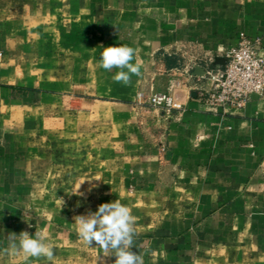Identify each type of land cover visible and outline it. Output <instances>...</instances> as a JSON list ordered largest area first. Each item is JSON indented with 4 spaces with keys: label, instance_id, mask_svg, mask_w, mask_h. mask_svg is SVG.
I'll list each match as a JSON object with an SVG mask.
<instances>
[{
    "label": "crops",
    "instance_id": "crops-1",
    "mask_svg": "<svg viewBox=\"0 0 264 264\" xmlns=\"http://www.w3.org/2000/svg\"><path fill=\"white\" fill-rule=\"evenodd\" d=\"M49 16L101 45L79 55L76 86L102 97L106 122L72 133L66 161L57 128L55 165L41 134V185L52 180L56 187L43 190L44 202L33 208L35 135L25 128L18 139L15 113L23 108L25 121L42 99L35 88L0 82V264L14 257L4 251L10 233H61L78 249L74 217L115 200L135 217L132 251L144 264H264V99L253 95L244 108L209 111L198 97L206 83L197 67L193 76L184 71L196 62L202 68L210 55L223 65V51L236 47L242 33L260 38L264 48V0H0V51L17 38L19 25ZM118 45L133 47L141 64L129 86L113 81L115 69L99 67L102 47ZM178 80L183 87L175 95L185 106L179 118L146 104ZM64 200H71L69 225L58 203ZM88 248L98 264H114L95 242Z\"/></svg>",
    "mask_w": 264,
    "mask_h": 264
},
{
    "label": "rangeland",
    "instance_id": "rangeland-1",
    "mask_svg": "<svg viewBox=\"0 0 264 264\" xmlns=\"http://www.w3.org/2000/svg\"><path fill=\"white\" fill-rule=\"evenodd\" d=\"M18 31L16 39L5 41L4 56L0 60V82H12L35 88L42 99V104L38 102L30 112L27 110L26 116L30 118L27 117L25 121L23 120V108L16 109L15 113L19 131L18 139H23L21 134L25 128L32 130V134L35 135L31 153V158L37 161L31 201V206L34 208L44 202L40 198L45 194L43 190L46 189L47 192L53 193L56 187L52 180H49L50 187L46 183L41 185L42 176L39 167L43 164L40 162L41 134L47 137L41 138L44 139V146L51 144L49 150L54 157L48 162L55 165L57 141H55L54 134L57 128L60 130L63 128L64 139H60L59 150L63 149L60 157L63 155L62 161H66L71 158V149L65 144L71 140L72 133L101 127L106 122L101 114L104 108L103 103L100 101L101 104H98V100H102V97L94 96V89L90 92L87 87L76 86L80 80L79 55L86 54L88 49L101 45L97 40L81 38V32L79 34L77 26L65 21L59 22L56 16H49L48 22L21 24ZM96 91L98 92V89ZM94 103L97 105L94 106ZM93 110H99L100 114L90 116L88 113H93ZM54 172L51 171L49 175L53 176ZM66 188L65 186L64 191ZM48 201L55 202L54 200ZM63 202V224L69 225L72 217L67 214V210L72 209L71 200ZM47 242L53 246L54 257L51 261L43 257L19 255L14 256L8 264H98V255L93 253V249H89L84 244L74 249L67 244L61 233H53Z\"/></svg>",
    "mask_w": 264,
    "mask_h": 264
},
{
    "label": "clouds",
    "instance_id": "clouds-1",
    "mask_svg": "<svg viewBox=\"0 0 264 264\" xmlns=\"http://www.w3.org/2000/svg\"><path fill=\"white\" fill-rule=\"evenodd\" d=\"M135 56L136 50L129 45L102 47L99 67L110 72L115 69L113 81L129 86L133 76L142 74L141 64L135 61ZM74 194H78L77 191ZM74 221L82 243L91 247L95 242L104 256L115 257L114 264H144L143 256L132 251L137 235L135 217L129 207L118 200L102 203L95 212L78 215ZM8 239L9 247L4 251L11 255L43 257L49 261L54 257L53 246L47 242L49 238L44 230L36 231L34 236L26 231L19 235L10 233Z\"/></svg>",
    "mask_w": 264,
    "mask_h": 264
},
{
    "label": "built area",
    "instance_id": "built-area-1",
    "mask_svg": "<svg viewBox=\"0 0 264 264\" xmlns=\"http://www.w3.org/2000/svg\"><path fill=\"white\" fill-rule=\"evenodd\" d=\"M3 56V51H0V60ZM222 56L225 59L223 65L217 64L213 55L202 59L204 74L199 77L205 80L206 86L197 90L200 102L209 111L217 112L219 109L244 108L253 95L264 99L262 40L251 39L242 33L239 44L223 51ZM195 67H200V64H187L184 71L193 76ZM182 87L183 81L178 80L168 91L153 93L146 103L163 109L168 117L179 118L185 111V106L175 95V91Z\"/></svg>",
    "mask_w": 264,
    "mask_h": 264
},
{
    "label": "water",
    "instance_id": "water-1",
    "mask_svg": "<svg viewBox=\"0 0 264 264\" xmlns=\"http://www.w3.org/2000/svg\"><path fill=\"white\" fill-rule=\"evenodd\" d=\"M196 73L199 74V75H202V74H204V69L203 68H200V67H197L196 68ZM192 96L193 97H196L197 96V93L196 92H193L192 93Z\"/></svg>",
    "mask_w": 264,
    "mask_h": 264
}]
</instances>
